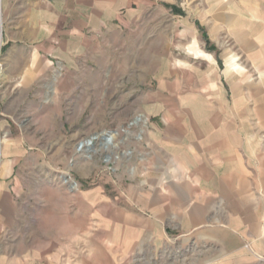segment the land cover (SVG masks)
Masks as SVG:
<instances>
[{"label":"rangeland","instance_id":"rangeland-1","mask_svg":"<svg viewBox=\"0 0 264 264\" xmlns=\"http://www.w3.org/2000/svg\"><path fill=\"white\" fill-rule=\"evenodd\" d=\"M127 8L73 59H39L34 81L6 64L20 51L6 54L0 25V182L20 218L0 237V264H264V236L223 249L176 233L158 246L146 227L125 221L124 212L152 215L132 196L157 183L146 178L156 166L149 125H191L213 81L230 92L226 54L236 53L202 24V0Z\"/></svg>","mask_w":264,"mask_h":264},{"label":"crops","instance_id":"crops-1","mask_svg":"<svg viewBox=\"0 0 264 264\" xmlns=\"http://www.w3.org/2000/svg\"><path fill=\"white\" fill-rule=\"evenodd\" d=\"M202 1V24L217 44L236 50L234 56L226 54L224 80L230 92L215 80L205 92L206 109L194 112L191 125H149L156 166L146 178L157 183L150 189L147 181V188L132 196L152 215H123L129 224L146 227L143 233L156 235L158 246L178 233L176 239L234 249L264 236V0ZM132 2L0 0L3 49L20 51L6 64L21 66L26 79L34 81L39 59L47 65L73 59L127 15ZM250 117L259 125L250 124ZM111 209L110 217L117 219L118 205ZM19 219L15 195L2 180L0 237Z\"/></svg>","mask_w":264,"mask_h":264},{"label":"bare ground","instance_id":"bare-ground-1","mask_svg":"<svg viewBox=\"0 0 264 264\" xmlns=\"http://www.w3.org/2000/svg\"><path fill=\"white\" fill-rule=\"evenodd\" d=\"M140 119H141V118L138 117L136 120L133 121V124L138 123V122L140 121ZM116 135H117V132H116V131H112V132L109 133V137H110V139H112V140L116 137ZM90 141H91V139H90L88 142H90ZM88 142H87V143H88ZM113 143H114V141H113Z\"/></svg>","mask_w":264,"mask_h":264}]
</instances>
